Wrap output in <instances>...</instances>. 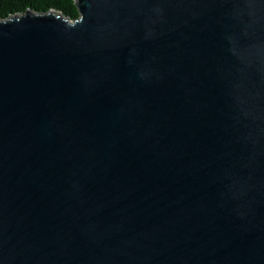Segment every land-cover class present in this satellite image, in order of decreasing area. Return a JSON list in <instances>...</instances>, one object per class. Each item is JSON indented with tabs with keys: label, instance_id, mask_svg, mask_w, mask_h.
Listing matches in <instances>:
<instances>
[{
	"label": "water",
	"instance_id": "95a60500",
	"mask_svg": "<svg viewBox=\"0 0 264 264\" xmlns=\"http://www.w3.org/2000/svg\"><path fill=\"white\" fill-rule=\"evenodd\" d=\"M0 20V264H264V0H77Z\"/></svg>",
	"mask_w": 264,
	"mask_h": 264
},
{
	"label": "trees",
	"instance_id": "16d2710c",
	"mask_svg": "<svg viewBox=\"0 0 264 264\" xmlns=\"http://www.w3.org/2000/svg\"><path fill=\"white\" fill-rule=\"evenodd\" d=\"M28 13H56L70 21L80 17L77 0H0V20L3 22L21 18Z\"/></svg>",
	"mask_w": 264,
	"mask_h": 264
}]
</instances>
